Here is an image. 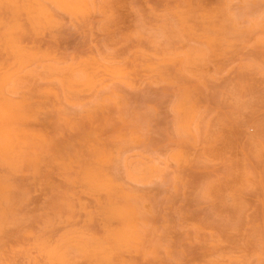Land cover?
Here are the masks:
<instances>
[{
	"label": "rangeland",
	"instance_id": "1",
	"mask_svg": "<svg viewBox=\"0 0 264 264\" xmlns=\"http://www.w3.org/2000/svg\"><path fill=\"white\" fill-rule=\"evenodd\" d=\"M263 1L0 0V264H264Z\"/></svg>",
	"mask_w": 264,
	"mask_h": 264
},
{
	"label": "bare ground",
	"instance_id": "2",
	"mask_svg": "<svg viewBox=\"0 0 264 264\" xmlns=\"http://www.w3.org/2000/svg\"><path fill=\"white\" fill-rule=\"evenodd\" d=\"M44 2V1H43ZM216 2V1H215ZM264 2V1H263ZM216 5V4H215ZM206 7V6H205ZM140 9V8H139ZM155 11V10H154ZM5 13V12H4ZM235 13V12H234ZM223 14V13H222ZM9 15V14H8ZM192 16V15H191ZM261 17V16H260ZM239 18V17H238ZM60 19V18H59ZM220 20V19H219ZM242 21V20H241ZM246 22H247V20H246ZM249 22V21H248ZM24 23V22H23ZM205 23V22H204ZM258 24V23H257ZM225 25H227V24H225ZM214 26H215V24H214ZM244 26V25H243ZM227 27V26H226ZM1 29V28H0ZM25 29V28H24ZM27 30H28V27H27ZM237 30V29H236ZM254 30V29H253ZM203 31V30H202ZM254 32V31H253ZM263 32V31H262ZM220 34V33H219ZM231 37V36H230ZM241 37V36H240ZM252 38V37H251ZM235 39H236V37H235ZM242 41V40H241ZM234 44V43H233ZM54 45V44H53ZM43 46V45H42ZM235 46V45H234ZM244 47V46H243ZM260 47H261V45H260ZM50 48V47H49ZM240 48V47H239ZM238 48V49H239ZM229 51V50H228ZM236 51H237V49H236ZM239 51H242V49H240ZM228 53V52H227ZM240 53V52H239ZM231 55V54H230ZM68 59V58H67ZM66 59V60H67ZM74 59H76V57L74 58ZM140 60V59H139ZM215 61V60H214ZM34 62V61H33ZM16 64V63H15ZM4 65V64H3ZM128 66V65H127ZM95 68V67H94ZM97 72V71H96ZM97 74V73H96ZM52 75V74H51ZM126 78V77H125ZM105 80V79H104ZM49 83V82H48ZM54 83H56V81L54 82ZM53 84V83H52ZM58 84V83H57ZM58 86V85H57ZM113 87V86H112ZM98 91H100V90H98ZM70 92V91H69ZM58 95H60V94H58ZM49 99V98H48ZM61 99V98H60ZM59 99V100H60ZM49 101H50V99H49ZM53 101V100H52ZM55 101V100H54ZM48 104V103H47ZM60 104H62L61 103V101H60ZM92 104V103H91ZM49 105H50V103H49ZM53 122V121H52ZM55 123V122H54ZM53 123V124H54ZM25 124V123H24ZM23 124V125H24ZM56 124V123H55ZM61 126H62V124H61ZM91 135H92V133H91ZM51 137V136H50ZM53 140V139H52ZM57 140V139H56ZM105 140H106V138H105ZM59 141V140H58ZM61 141H63V140H61ZM75 142V141H74ZM109 142V141H108ZM113 142V141H112ZM129 142V141H128ZM59 143L60 142H58V145H59ZM126 143V142H125ZM52 144V143H51ZM68 144V143H67ZM126 145H127V143H126ZM60 146V145H59ZM69 146V145H68ZM76 146V145H75ZM108 146V145H107ZM112 146H113V144H112ZM78 147V146H77ZM80 147V146H79ZM116 148V147H115ZM130 148V147H129ZM60 149H62V148H60ZM67 149V148H66ZM111 149V148H110ZM123 149V148H122ZM43 150V149H42ZM84 150V149H83ZM125 150V149H124ZM123 150V151H124ZM127 150H129V149H127ZM62 151V150H61ZM43 152V151H42ZM78 152V151H77ZM124 152H127L126 150L124 151ZM51 155V154H50ZM56 155V154H55ZM80 155V154H79ZM89 155H91V154H89ZM81 156V155H80ZM93 156V155H92ZM48 157V156H47ZM46 157V158H47ZM43 158V157H42ZM66 160V159H65ZM81 161V160H80ZM114 161V160H113ZM156 162V161H155ZM108 168V167H107ZM110 168V167H109ZM108 172V171H107ZM112 172V171H111ZM113 177V176H112ZM54 178H56V177H54ZM67 190H68V188H67ZM153 212V211H152ZM76 213V212H75ZM150 217V216H149ZM34 218V217H33ZM94 227V226H93ZM150 233V232H149ZM146 235V234H145ZM156 239V238H155ZM157 245V244H156ZM42 264V263H41ZM80 264V263H79ZM168 264V263H167Z\"/></svg>",
	"mask_w": 264,
	"mask_h": 264
}]
</instances>
